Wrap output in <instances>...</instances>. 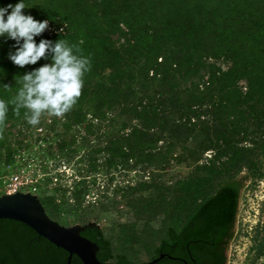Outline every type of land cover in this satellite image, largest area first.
Segmentation results:
<instances>
[{"label":"trees","instance_id":"obj_1","mask_svg":"<svg viewBox=\"0 0 264 264\" xmlns=\"http://www.w3.org/2000/svg\"><path fill=\"white\" fill-rule=\"evenodd\" d=\"M16 2L0 0V5ZM25 3L24 11L48 20L52 30L37 40L65 39L91 61L81 96L64 114V128L82 125L91 135L97 128L93 124L119 123L122 133L107 142L109 155L101 164L127 170L142 166L134 184L127 182L116 192L147 228L155 210L162 215L161 227L152 231L159 240L150 260L163 253L176 259L166 256L156 264H186L190 254L194 264H225L221 243L232 236L240 191L250 177H264V0ZM13 43L0 40V100L8 105L0 121V150L8 159L13 153L8 139L15 134L21 140L30 127L24 110L17 112L13 103L14 78L47 62L14 66L7 59ZM220 59L230 63L226 70L217 65ZM174 149L180 153L171 157ZM206 151H211L208 159ZM167 156L194 163L204 174L169 184L157 173L169 163ZM98 160L88 154L86 173L97 169ZM73 196L78 203L81 189ZM133 228L120 226L147 243L149 236ZM81 235L97 244L101 262L134 264L126 254L115 253L98 226H87ZM67 256L26 225L0 219V264H66ZM70 264L81 262L73 256Z\"/></svg>","mask_w":264,"mask_h":264},{"label":"rangeland","instance_id":"obj_2","mask_svg":"<svg viewBox=\"0 0 264 264\" xmlns=\"http://www.w3.org/2000/svg\"><path fill=\"white\" fill-rule=\"evenodd\" d=\"M51 31L50 27L46 30L49 34ZM217 65L227 69L230 63L220 59ZM240 85L245 91L246 83L242 81ZM89 120L88 115L85 123ZM64 123L65 115L55 117L44 114L38 125H30L25 130L26 136L21 140H15V134L8 139L13 153L8 159L5 151L0 150V196L4 194L5 184L12 178L27 179L28 183L22 190L36 194L51 219L63 226L95 223L111 242L115 253L126 254L134 264L150 260L149 251L159 240L152 231L161 227L162 215L155 210V220L149 221L147 228L145 220L136 219L133 210L120 197L122 192H116V187L124 189L127 182L134 184L143 174L142 166L125 170L121 166L101 164L109 155L107 142L122 133L118 130L119 123L110 120L93 124L97 128H93L91 135L83 132L82 125L66 129ZM89 153L98 157L99 165L95 171L86 173ZM179 153L180 149H174L170 156L175 157ZM203 155L208 159L211 151ZM170 156H167L169 163L164 170L157 171L169 184L175 179L204 174L198 165L188 161L178 163ZM83 181L85 185H81ZM79 189L81 199L77 203L73 192ZM46 198L54 199L53 203H46ZM63 201L66 204H62ZM132 224L134 233L149 236L147 243L134 240L131 229L121 232V225ZM227 264H264V177H250L243 187Z\"/></svg>","mask_w":264,"mask_h":264},{"label":"clouds","instance_id":"obj_3","mask_svg":"<svg viewBox=\"0 0 264 264\" xmlns=\"http://www.w3.org/2000/svg\"><path fill=\"white\" fill-rule=\"evenodd\" d=\"M25 9V0L0 5V40L14 42L7 55L14 66L24 69L42 59L47 61L14 78L18 85L13 98L15 109H23L27 123L35 126L44 114L61 117L73 108L81 96L91 61L77 45L65 39L37 40L48 30L49 21L37 20ZM7 112V103L0 100V121Z\"/></svg>","mask_w":264,"mask_h":264},{"label":"water","instance_id":"obj_4","mask_svg":"<svg viewBox=\"0 0 264 264\" xmlns=\"http://www.w3.org/2000/svg\"><path fill=\"white\" fill-rule=\"evenodd\" d=\"M248 180L245 181L244 186L248 183ZM242 190L243 188L240 191V196ZM0 219L18 221L29 227L40 237L48 240L51 244L66 251L68 253L66 264L71 263L72 256H76L81 264H105L96 256L98 250L97 245L80 234L85 227L96 224L88 223L85 225L63 226L46 214L40 199L35 194L18 192L1 195ZM236 224L237 214L233 234L225 251V264L228 262L229 246L236 231ZM166 256V254L159 253L156 257L143 264H156ZM167 257L169 259H176L171 256Z\"/></svg>","mask_w":264,"mask_h":264},{"label":"built area","instance_id":"obj_5","mask_svg":"<svg viewBox=\"0 0 264 264\" xmlns=\"http://www.w3.org/2000/svg\"><path fill=\"white\" fill-rule=\"evenodd\" d=\"M226 70V69H223ZM17 178V177H16ZM14 179V178H12ZM8 183L5 184V189H4V194H14V193H18V192H22L25 193L27 191L22 190L23 186H25L27 182V179L24 181L23 179H14Z\"/></svg>","mask_w":264,"mask_h":264},{"label":"flooded vegetation","instance_id":"obj_6","mask_svg":"<svg viewBox=\"0 0 264 264\" xmlns=\"http://www.w3.org/2000/svg\"><path fill=\"white\" fill-rule=\"evenodd\" d=\"M32 194H34V193H32ZM36 195V194H35ZM86 228V227H85ZM84 228V229H85ZM84 229H83V231H84ZM233 229H234V225H233V227L231 228V230H230V232L229 233H231V235L233 234ZM82 231V232H83ZM81 232V233H82ZM80 233V234H81ZM82 236V235H81ZM84 237V236H83ZM232 237V236H231ZM231 237L230 238H228L227 236H225L224 238H223V241H222V243H221V245H223L224 247H225V251H226V247H227V245H228V243H229V241H230V239H231ZM86 238V237H85ZM93 242V241H92ZM95 243V242H94ZM96 244V243H95ZM97 245V244H96ZM98 248V247H97ZM98 251V250H97ZM225 251H224V254H225ZM97 254V253H96ZM73 257V256H72ZM187 261H189L190 263H188ZM185 262H186V264H194L195 263V258L194 257H192V255H190L189 254V258L187 259V260H185Z\"/></svg>","mask_w":264,"mask_h":264}]
</instances>
